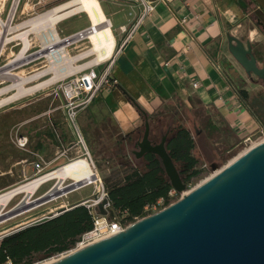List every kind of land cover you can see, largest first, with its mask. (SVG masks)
Returning <instances> with one entry per match:
<instances>
[{"label":"crops","instance_id":"crops-1","mask_svg":"<svg viewBox=\"0 0 264 264\" xmlns=\"http://www.w3.org/2000/svg\"><path fill=\"white\" fill-rule=\"evenodd\" d=\"M110 1L114 9L103 12L121 46L125 33L120 27L130 28L138 19L139 9L132 0ZM150 1H155L154 10L113 57L110 75L116 86L97 93L91 105L79 114L91 152L95 153L99 145L108 151L117 148L120 137L143 125L140 112L151 114L165 104L181 108L195 123H202L204 134L214 129L223 136L224 147L229 146L227 135L241 141L260 130L264 118L251 108L249 95L254 87L245 88L247 95L242 93L228 73L236 65L225 54L227 33L246 39L242 38L239 22L247 13L234 0ZM124 10L127 15H121ZM112 17H118L116 29ZM25 26L27 23L20 22L18 29L22 32L18 35L30 33ZM58 99L62 105L60 95ZM20 111L23 115L24 110ZM26 115L15 132L16 139L27 141L24 148L16 145L18 163L35 161V155L48 166L69 159L75 151V145L69 142L74 133L62 107L50 104ZM201 116L204 122L199 121Z\"/></svg>","mask_w":264,"mask_h":264},{"label":"water","instance_id":"water-1","mask_svg":"<svg viewBox=\"0 0 264 264\" xmlns=\"http://www.w3.org/2000/svg\"><path fill=\"white\" fill-rule=\"evenodd\" d=\"M234 1L245 13L252 10L246 0ZM251 1L260 8L251 13L264 15V0ZM225 54L236 65L228 73L239 89L242 85L236 80L243 82V74L264 82V65L258 66L249 39L243 41L227 33ZM143 127L132 154L136 159L149 153L156 155L171 187L177 193L185 192L187 184L166 149L168 132L154 142L147 119ZM210 169L218 173L174 203L48 264H264V141L222 168L211 163ZM97 197L94 194L92 199ZM107 201L102 199L95 208L114 219V211L103 208ZM11 210L1 215L0 221L13 216Z\"/></svg>","mask_w":264,"mask_h":264},{"label":"rangeland","instance_id":"rangeland-1","mask_svg":"<svg viewBox=\"0 0 264 264\" xmlns=\"http://www.w3.org/2000/svg\"><path fill=\"white\" fill-rule=\"evenodd\" d=\"M14 0H0V16L6 22L7 17L10 14L11 7ZM67 0H19L16 9L14 10L12 20H10L9 24L13 27V30L10 32H6L4 34L6 38L5 44L2 45V54L0 56V72L3 76L0 77V90L7 88L13 82L17 81V78L22 77H30L43 70L50 68V63L48 59H46L45 50H42L38 53L39 50L43 48L46 44L47 40L51 38V31L48 30L46 27H36L32 28L31 23L34 19L38 18L42 13L52 9L53 7L65 2ZM101 2L103 10H112L115 7V4L112 3L110 0H99ZM249 2L250 0H246ZM251 9H253L252 4L250 5ZM249 14H252L249 12ZM19 15H23L22 17L18 18ZM121 15H127V11H123ZM117 18L112 17L113 25L115 29L117 28ZM9 19V18H8ZM8 21V20H7ZM27 23V27L30 30L26 37V41L28 43L27 48L23 52V59L18 60L24 46L25 42L23 40V36L18 35L22 32V29L19 30V24ZM241 23L243 33L242 38L250 39L251 43H256L257 41H264V34H262L259 29L256 27L255 23L249 21L248 18H243L239 22ZM89 26V21L87 16L84 13H79L74 16H71L58 24H56V31L58 36L64 40L65 37L74 34L80 30H84ZM128 28V27H127ZM27 30V29H26ZM83 32V31H82ZM81 32V33H82ZM114 35V32H113ZM115 36V35H114ZM70 44L66 41V51L71 58H74L73 61H69L67 63L59 62L55 69L49 71L43 77L30 81L25 84L26 87H30L38 82L48 80L50 78H55V81L50 82L49 84L41 87L40 89L36 90L35 92L19 97L14 99L6 104L0 106V193L4 192L8 189H11L16 186H20L24 184L26 181L33 179L35 177L42 176L46 172L54 170L61 165L69 162V160L76 158L77 156L82 155V147L77 142V138L75 134L72 135L69 142H72L70 145H75V151L73 150V154L70 155L69 159L62 163H53L51 165H47L45 169L41 172L42 175H37L34 169L35 161H31L30 163H18V153L17 151V139L15 137V132L17 129L20 120L26 118V114L31 113V110H41L49 106L50 104L53 107H62L63 109V100L62 105H60V101L58 99L59 93V85L63 83L68 78L73 79L90 69L99 70L101 67L104 66L106 61L98 62V63H91L88 62L93 60V56L89 58H80L79 56L83 54L85 51L89 50L90 43L87 39H77L76 34L70 38ZM24 42V43H23ZM64 44V43H62ZM120 43L117 41L115 46V51L112 55L114 57ZM89 47V48H88ZM111 58V59H112ZM85 63V64H84ZM94 64V65H93ZM96 64V65H95ZM74 65V66H73ZM84 66V67H83ZM70 67V68H69ZM78 67V68H77ZM60 69V70H59ZM77 70V71H74ZM55 70V71H54ZM65 71V72H64ZM71 71V72H70ZM79 71V72H78ZM6 72H10L15 74L17 77H11L5 75ZM63 72V76L62 73ZM58 77H57V76ZM56 76V77H55ZM250 87V86H248ZM264 91V88L260 86H255L252 90H249V95L252 97L255 93ZM6 93V94H5ZM15 93V90H8L3 92L0 95V99L5 97L11 96ZM91 105V102L88 104L87 107ZM86 107V108H87ZM83 109V110H86ZM251 108L254 110L256 115L260 118H264V111L255 110L252 106ZM23 109V115L20 111ZM64 110V109H63ZM80 110L76 116V124L80 130L81 136L83 137L85 144L88 148L90 159L92 162V169L97 172L99 175L100 181L98 182V190L94 187L95 185H88L86 187H81L75 191H68L63 196H57L54 199L46 202H36L35 200L42 195L49 192L56 184V180H50L44 184H42L38 190L30 197V201L32 202V206H35L29 211H25L20 214L13 215L8 217L4 220L0 221V239L12 233L14 230L19 228L22 225H31L35 223H39L45 219H48L53 213H57L62 208H65L66 205L71 204L74 201H85L89 198H92L94 194L97 196H101L102 194V186L104 188V179L108 178L109 180H120L124 173L128 170L129 166L132 163H141L140 161L135 160L131 155L132 151L137 148H132L130 145H125L123 147H117L113 150L106 149L103 146H97L95 149V153H92L85 138L83 135L82 128L80 127ZM181 110V108H180ZM36 112V111H34ZM261 114V115H260ZM203 116V115H202ZM200 117V122H204L205 117ZM66 123L69 124L66 115H65ZM170 117L165 119L162 124H159L155 127L156 133L154 134V139H151L155 142L160 140V137L166 133L167 130L170 128ZM172 124V123H171ZM182 124L186 126L192 135L194 140V148L192 150V155L198 160V166L202 169L199 176L194 177L192 182L187 184L186 191H190L191 189L195 188L196 186L200 185L203 181L210 178L214 171L210 169L211 163H216L219 168L224 167L230 161L244 153L249 147L255 145L256 143L264 140V132L256 131L251 136V146L247 145L244 146L241 141H236L231 136L227 135L224 136L228 139V147H224L223 136L219 133H209L210 131H206L205 134L202 131L204 128L202 123L194 122L192 120V116L186 115L184 110H181L179 116L177 117L174 125ZM202 124V125H201ZM70 125V124H69ZM71 127V126H70ZM71 130L72 127H71ZM137 134V138H139L143 133V126L139 127ZM74 133V132H73ZM119 149V150H118ZM21 152V151H20ZM22 153V152H21ZM123 155L122 158L119 155ZM122 159V160H121ZM131 160L132 163H131ZM122 161V163H120ZM206 165L205 167H203ZM71 181L66 180L63 185L67 187L70 185ZM69 189V187H68ZM105 190V189H104ZM184 193V192H182ZM179 193L176 195L175 199H170L169 203L179 199L181 194ZM24 195L19 194L16 195L10 202H8L5 206L1 207L0 213L4 214L8 212L13 207L18 206L21 201L23 200ZM19 203V204H18ZM38 203V204H37ZM168 203V204H169ZM72 206V205H71ZM30 207V206H29ZM165 207L163 203H158L152 207L151 211L147 209L148 214L155 213L159 211V209ZM25 210V209H24ZM115 218H117L115 216ZM119 219V218H117ZM140 219V218H138ZM121 220V219H120ZM135 221V220H134ZM132 221V222H134ZM132 222L123 223L124 225H129ZM71 248L68 251L73 250ZM66 251V252H68ZM60 253L58 255H53L49 258H40L41 254H33L34 261L32 264H42L43 262L52 261L59 258L61 255H65L64 253ZM9 264V263H4Z\"/></svg>","mask_w":264,"mask_h":264},{"label":"trees","instance_id":"trees-1","mask_svg":"<svg viewBox=\"0 0 264 264\" xmlns=\"http://www.w3.org/2000/svg\"><path fill=\"white\" fill-rule=\"evenodd\" d=\"M179 110L173 104H165L151 114L140 112V115L143 121L147 119L149 122L150 139H154L155 127L170 117L172 124L170 123V128L166 131V149L183 182L189 184L194 177L199 176L202 169L192 155L194 140L190 130L182 124L174 125ZM138 130L139 128L120 137L116 142L117 147L124 149L125 145H131L132 148H137ZM209 133H215L214 129ZM122 156L119 155L120 158ZM130 156L137 160L132 153ZM137 161L141 163H132L120 180L104 179V189L111 210L124 223L149 215L146 210L151 211L160 199L164 206H167L170 200L168 193L172 187L160 159L149 153ZM92 226V214L85 205L74 206L54 217L27 225L0 239V264H32L35 259L33 254H41L40 258L46 259L66 252L73 248L81 235L91 230Z\"/></svg>","mask_w":264,"mask_h":264},{"label":"bare ground","instance_id":"bare-ground-1","mask_svg":"<svg viewBox=\"0 0 264 264\" xmlns=\"http://www.w3.org/2000/svg\"><path fill=\"white\" fill-rule=\"evenodd\" d=\"M18 1L19 0L13 1L8 21L5 22L0 16V51L1 53H2V45L5 44L6 42V38L4 34L6 32H10L11 30H13V27L10 26L9 22L11 18L13 17V13L17 7ZM79 13H84L87 16L88 21H89V26L84 30L78 31L70 36L65 37L64 40L61 39L58 36V33L56 31V24ZM30 23H31L32 28L41 26L44 28L46 27L48 30L51 31V35H49V37L51 36V38L47 40L46 44L42 48L43 50H45L44 56L46 57V59H48L50 63L49 65L50 68L43 70L42 72H39L30 77H22V78L19 77L17 78V81L13 82L7 88L1 89L0 95L3 92H6L11 89L15 90V93L12 94L11 96L0 99V106L14 99H17L19 97L29 95L35 92L36 90L40 89L41 87L49 84L50 82L55 81L54 80L55 78L52 77L48 80L38 82L30 87L25 86V84H27L28 82L43 77L49 71L53 69L56 70L55 67L57 66L59 62L67 63L69 61L71 62L74 60V58H71L66 51V46H67L66 41L69 40L67 43L70 44L71 43L70 38L74 36L75 34H76L77 39H87L91 45L90 48L88 47L89 50L85 51L83 54L79 56L80 58H89L90 56H93L94 57L93 60L88 62V64H91L94 62L95 63L104 62L107 59H109L115 51L116 41H115L114 35L111 30V25H110L108 18L105 16L103 12V9L99 3V0H67L53 7L52 9L42 13L38 18L34 19ZM26 35H27L26 33L23 35L25 46L20 56L18 57V60H21L24 58L23 52L25 51L28 45L26 41V37H25ZM74 71H77V70L74 69ZM61 73L63 75V72ZM1 74L2 73L0 72V77L3 78ZM5 75L11 76V77H17L15 74L10 73V72H6ZM87 158L91 161L89 156H78L77 158L70 160L64 165H61L60 167L54 170H51L43 174L42 176L35 177L33 179L26 181L24 184L20 186H16L4 192H1L0 193V208L5 206L8 202H10L16 195L23 194L24 198L21 201V203L20 204L18 203L19 205L16 206L15 208L13 207L12 208L13 210L11 211L12 213H15L13 215L20 214L25 211H29V209H32L35 206H37L36 204L32 206L30 197L38 190V188L42 184L50 180H54V179L56 180L55 186L49 192L42 195L41 199L36 202L38 203L39 202L44 203L46 201L48 202L57 196L65 195L68 191H75L81 187H86L88 185H95L94 187L96 188V190H98L97 186H98V182L100 181L99 175L97 174V172H95L92 169V164H91L92 162H90ZM216 173H218V170L214 171L213 175ZM66 180L71 181L70 185H68L67 187L63 185V183ZM185 193L187 192H184V194ZM1 215L2 214L0 213V216ZM104 232H105L104 228L99 227L96 229V231L93 230L90 233H88L86 235V238L92 239L91 240L92 242L90 241V243H93V242L98 241L99 238H101L100 234H103ZM52 261L43 262L42 264H48V263H51Z\"/></svg>","mask_w":264,"mask_h":264},{"label":"built area","instance_id":"built-area-1","mask_svg":"<svg viewBox=\"0 0 264 264\" xmlns=\"http://www.w3.org/2000/svg\"><path fill=\"white\" fill-rule=\"evenodd\" d=\"M183 1H186V0H183ZM132 3L134 6H136L137 9H139L138 19L136 20V22H134L135 24L132 23L130 28L129 27L126 28L124 26L120 27V31L122 33H125V36H124V39L121 42V46H119V48H121L123 45L126 44V42L132 37V35H133L135 29L137 28L138 24L140 22H142L143 19L145 17H147L150 13H152V11L154 10V7H155V1H150V0H132ZM252 6H253V11L260 9L256 3H253ZM8 18H9V16L7 17V20H8ZM11 20H12V18H11ZM118 50L119 49H117V51ZM1 54L2 53L0 51V56H1ZM111 58H112V56L109 59H107L106 63L104 64V66L101 69H99V70L90 69L89 71H87V72H85V73H83L77 77H74L73 79L68 78L63 83H61V85H59L58 90H59L60 96L63 100L64 113L66 115V118H67L70 126L73 129V132L77 138V142L82 147V155L83 156H89L90 157V154H89L88 148L85 144V141H84L83 137L81 136L78 125L75 122L76 116L80 110H83L88 106V104L92 101L93 97L97 93H99L103 89L110 90L111 88L116 86V80H114L110 75V69H111L112 63L114 61V58H112V59ZM193 87H197V83H194ZM259 132H264V126H262V128H260ZM251 136H253V134L243 137L241 139V143L244 146H247V145L251 146L252 145L251 144L252 143L251 142ZM262 141H264V140H262ZM26 143H27V141L23 137L17 138V146L24 148L26 146ZM35 156L38 157V159L36 160V162L33 165L34 169H35L37 175H42L43 173H41V172L45 169L47 164L39 156H37V155H35ZM205 166L206 165H204L203 167H205ZM177 194H179V193H177L173 188L168 193L170 199H175ZM183 194L184 193H182L181 196ZM105 198L108 200L107 193L102 186L101 196H98L96 199L91 198V199H88V200H85L82 202V205H85L89 209L90 213L92 214L93 226H92L91 230H89L88 232L81 235L79 240L76 242L73 250L81 248V247L89 244L92 239L86 238V235L93 230L96 231V229L99 227H102L105 230V232L103 234H100L101 238H99V240L102 238L108 237L110 235H113L115 233H118L126 227V225L123 224L124 222L122 220L117 219V218L109 219L108 216H104V215H101L98 213V211L96 210L95 207L97 206V204L99 202L102 201V199H105ZM177 200H175V201H177ZM175 201L169 203L168 205L174 203ZM158 203H163V202L160 199L158 201ZM103 208L105 210L111 209V205H110L109 200L107 201V203L105 205H103ZM163 208H161V209H163ZM161 209H159V210H161ZM137 220H139V219H135V221H137ZM98 231H99V229H98ZM73 250H71V251H73ZM68 252H70V251H68ZM68 252H66V253H68ZM66 253H64V254H66Z\"/></svg>","mask_w":264,"mask_h":264},{"label":"flooded vegetation","instance_id":"flooded-vegetation-1","mask_svg":"<svg viewBox=\"0 0 264 264\" xmlns=\"http://www.w3.org/2000/svg\"><path fill=\"white\" fill-rule=\"evenodd\" d=\"M248 3L251 5L252 1L250 0ZM246 13L247 15H245L244 18L247 17L249 21L254 22L256 27L259 29V31L262 34H264V15L249 14V12ZM241 40L246 41L247 39H241ZM251 45H252V53L254 54L257 60L258 66L261 68L262 65H264V41H257L256 43H251ZM242 77H244V81L241 82L242 93L245 92V88L248 86H252V87L260 86L264 88V82H262L256 76L246 77L243 74ZM251 100H252L251 101L252 107L255 110L264 111V91L255 93Z\"/></svg>","mask_w":264,"mask_h":264}]
</instances>
